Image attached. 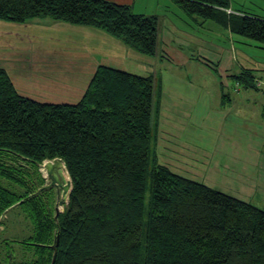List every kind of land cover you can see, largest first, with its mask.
Listing matches in <instances>:
<instances>
[{
	"label": "trees",
	"instance_id": "1",
	"mask_svg": "<svg viewBox=\"0 0 264 264\" xmlns=\"http://www.w3.org/2000/svg\"><path fill=\"white\" fill-rule=\"evenodd\" d=\"M176 1L264 48V17L228 13L230 0ZM31 17L105 29L145 54L158 50V17L129 4L0 0V19ZM234 77L258 87L251 68ZM158 83L100 65L80 101L40 102L20 94L0 67V231L15 207L32 223L23 239L0 238V264H52L58 236L54 264H264L263 208L158 161ZM54 158L72 181L58 215L40 171Z\"/></svg>",
	"mask_w": 264,
	"mask_h": 264
},
{
	"label": "rangeland",
	"instance_id": "2",
	"mask_svg": "<svg viewBox=\"0 0 264 264\" xmlns=\"http://www.w3.org/2000/svg\"><path fill=\"white\" fill-rule=\"evenodd\" d=\"M139 1L146 4L151 0ZM166 1L153 0L148 6L149 15H156L161 26L165 19H172L186 39L182 38V42L173 39L170 43L163 38L161 27L154 55L121 43L118 37L101 28L99 30L109 38L95 39L89 35L85 38L80 33L84 25L51 17H31L23 22L0 19V67L7 70L20 94L50 103L80 101L100 65L155 75L160 95L154 126V154L158 161L190 178L201 180L198 174L202 173L208 185L264 209V179L261 178L264 170L258 164L254 168L242 165L243 169L240 161L238 165L230 162L232 168L238 167L235 178V172L226 167L217 171L213 164L218 163L214 159L219 155L212 156L224 138L223 133H219L224 129L243 134L244 154L247 142H254V160L262 151V146L258 149L257 146L264 141L263 108H259L264 100V85L247 90L237 82L235 73L229 76L225 68L231 64L236 74L243 71L241 67L251 68L258 76L256 79H264V48L254 40L232 34L212 20L205 21L196 14L191 16L175 0ZM137 8L136 12L142 10ZM258 14L264 15V11ZM83 40L88 44L84 45ZM89 45L94 48L90 50ZM106 51L114 54L107 55ZM231 109L228 117L231 122L224 125L221 118ZM235 112L251 114L252 123L235 118ZM221 152V156H231L229 151ZM28 168L34 170L31 165ZM42 168L43 164L40 171L49 184L51 180ZM58 171L62 182L66 183L70 179L66 168ZM214 172L235 179L234 185L230 186ZM47 189L50 192L45 194V200L53 199L55 210L58 207L63 211L67 202L58 206L59 200L64 199L62 189L59 194L55 186ZM19 210L15 207L9 212L8 230L7 233L0 231L1 239L5 233L6 237L18 239L31 233L32 223L18 214ZM2 247L0 245L1 253L6 245ZM19 247V243H14V250Z\"/></svg>",
	"mask_w": 264,
	"mask_h": 264
},
{
	"label": "crops",
	"instance_id": "3",
	"mask_svg": "<svg viewBox=\"0 0 264 264\" xmlns=\"http://www.w3.org/2000/svg\"><path fill=\"white\" fill-rule=\"evenodd\" d=\"M111 1H114V2H117V3H120V4H129V5L132 6V9L134 11H135V9L137 7H139L137 9H142V10H137L138 11L137 13L147 14V15L151 14V12H148V9H149L148 6L151 5L153 0H151L149 3H146V4H143L139 0H111ZM169 1L170 0H168L166 2L168 3ZM171 1H173V0H171ZM183 10H185V9H183ZM228 10H231V13H248V14L264 17V15L258 14L259 12L264 11V0H230V8ZM188 14H190V13H188ZM190 15L194 16L193 14H190ZM161 27H162V34L164 36L163 38L166 39V41H168L170 43L174 42L173 39H175V40L177 39V40H179L181 42H182V38L186 39L185 33H183V31L178 27V25L172 19L167 18V19H165V22L163 23L162 26L158 23V42H159V36H160L159 31H160ZM75 28H77V27H75ZM81 28H83V29H81L82 31L80 33L85 38H87V35H89V38H95V37H107V38H109L108 35H104L105 33H103V31H101L99 29H96L94 27H91V26H86L85 27L84 26V27H81ZM83 41H84V45L88 44L85 40H83ZM119 42H120V40H119ZM122 42L123 41L121 40V43ZM89 44H91V43H89ZM93 48L94 47L89 45V49L90 50H92ZM111 53H112V51H106L105 54L109 55ZM112 54H114V53H112ZM241 69L245 70L244 67H241ZM225 71L230 72L229 76H232L233 73L236 74V72L232 70L231 64L227 65V68H225ZM260 80L264 82V79H260ZM261 86H263V85H261ZM245 88L247 90L250 89V87H247V86H245ZM251 88H253V87H251ZM257 89H259V86L257 87ZM262 94L264 95V89H263V93ZM230 101H231L230 103H232L231 99H230ZM235 103H233V106H235L234 105ZM259 104H260L259 108H263V112H262V115H261V120H262L261 122L264 125V100L261 103H259ZM251 109H252V107H251ZM231 113H232V109L230 110L229 114L227 113L226 115H224L225 117L221 118V121L224 120L222 122V123H224V125L227 124V123L229 124L231 122V118L228 119V117H229V115ZM234 117L235 118H242L246 123L252 121L251 120V114L248 115V114L240 113L238 115L235 112ZM155 132H156V130H155ZM219 133L220 134L223 133V137L224 138L220 141L219 146L217 147V151L213 152V154H212V156L213 155H219V157L214 159V162H218V163H214L213 164V167L215 169L217 168V171L220 170V167H226L229 170H233L235 172V178H237L236 172L238 171V167H233L232 168L231 165H230V162H234V163H236L238 165L239 161L241 163V166L245 165V166L248 167V165H249L250 168H254L258 164L260 166V168H262L264 170V150H263L264 149V141L261 142V143H258L257 149H258V147L260 145V146H262V151L259 152L256 155V159L254 160V156H255V153H254V145L255 144H254V142H251V141L247 142V144H246V153L244 154L243 146H242V135H243L242 133H240L238 131H233L231 129H224L223 132L221 130ZM263 140H264V137H263ZM154 149H155V147H154ZM221 150H225L226 152L229 151L231 153L230 154L231 156L230 157L221 156V155H223ZM245 157H246V159L244 160ZM242 168H243V166H242ZM171 169L173 171H175V172H178L177 170H175L173 168H171ZM178 173L182 174L181 172H178ZM214 173H216L217 177H220L222 180L227 181L230 184V186L234 185L235 179H231V178H228V177H223L218 172H214ZM182 175H184V174H182ZM198 176H200V179H201L199 181L204 182V183L207 182V180L203 179L202 173L198 174ZM191 178L198 180L195 177H191ZM261 178L264 179V175H262ZM205 184H207V183H205ZM208 186H210V185H208ZM211 187H214V186H211ZM229 194H232V195H234L236 197H239L238 195L233 194V193H229ZM247 201H249V200H247Z\"/></svg>",
	"mask_w": 264,
	"mask_h": 264
},
{
	"label": "water",
	"instance_id": "4",
	"mask_svg": "<svg viewBox=\"0 0 264 264\" xmlns=\"http://www.w3.org/2000/svg\"><path fill=\"white\" fill-rule=\"evenodd\" d=\"M43 167L47 172L48 177L50 178L51 182L45 186V188H51L56 187L58 190V194L60 193V190L63 191V200H59L58 206L63 205L64 202L68 203L69 195L72 190V181L71 178L66 182L63 183L62 179L59 174V169L64 167L66 168L65 162L61 158H54L52 160H46L43 163ZM67 170V169H66ZM68 172V171H67ZM57 215L59 214V209L56 207ZM59 244V236L57 239V243L54 246V256L52 260V264H54L56 257H57V245Z\"/></svg>",
	"mask_w": 264,
	"mask_h": 264
},
{
	"label": "built area",
	"instance_id": "5",
	"mask_svg": "<svg viewBox=\"0 0 264 264\" xmlns=\"http://www.w3.org/2000/svg\"><path fill=\"white\" fill-rule=\"evenodd\" d=\"M227 11H228V13H231V10H228V9H227ZM257 85H258V86L264 85V82L261 81V80H258ZM42 170L44 171V168H42Z\"/></svg>",
	"mask_w": 264,
	"mask_h": 264
},
{
	"label": "bare ground",
	"instance_id": "6",
	"mask_svg": "<svg viewBox=\"0 0 264 264\" xmlns=\"http://www.w3.org/2000/svg\"><path fill=\"white\" fill-rule=\"evenodd\" d=\"M44 168V167H43ZM44 171L46 172V170L44 169ZM45 174V173H44ZM69 175V174H68Z\"/></svg>",
	"mask_w": 264,
	"mask_h": 264
}]
</instances>
